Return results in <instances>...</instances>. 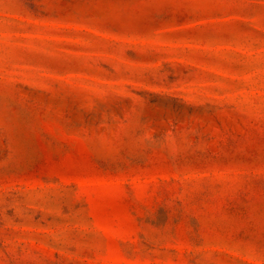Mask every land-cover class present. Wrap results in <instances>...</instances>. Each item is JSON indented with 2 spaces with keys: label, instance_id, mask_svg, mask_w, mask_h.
<instances>
[{
  "label": "rangeland",
  "instance_id": "1",
  "mask_svg": "<svg viewBox=\"0 0 264 264\" xmlns=\"http://www.w3.org/2000/svg\"><path fill=\"white\" fill-rule=\"evenodd\" d=\"M0 264H264V0H0Z\"/></svg>",
  "mask_w": 264,
  "mask_h": 264
}]
</instances>
